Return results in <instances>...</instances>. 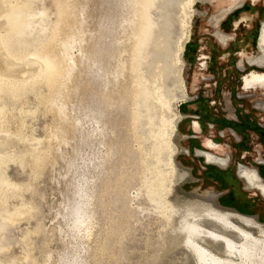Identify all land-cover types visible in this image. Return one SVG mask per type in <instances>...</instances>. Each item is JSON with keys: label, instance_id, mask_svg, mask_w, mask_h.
I'll return each mask as SVG.
<instances>
[{"label": "rangeland", "instance_id": "374dc122", "mask_svg": "<svg viewBox=\"0 0 264 264\" xmlns=\"http://www.w3.org/2000/svg\"><path fill=\"white\" fill-rule=\"evenodd\" d=\"M45 1L47 0L40 4L36 2L38 4H34V7L45 8L49 13L46 21L52 22L55 18L54 6L51 5L52 0H48L47 4ZM75 1L83 7L81 17L80 14L75 16V21L78 20L83 28L80 40L72 43L71 52L77 68L74 66L72 75L67 80L68 89L61 98L58 97L57 105L52 108L45 103L52 94L44 85L38 89L41 95L28 92L17 100L7 101L6 108L8 104L10 108H7V122L4 128L21 141H30L29 147L34 146L37 150L34 157L26 153L23 160L10 155L1 165L7 179L18 185L22 192L19 189L11 191V197L7 199L9 202L5 205L0 203V208L2 206L9 210H23L24 207L27 212L13 224H9L10 226L7 225L9 228L3 232L7 238H0V244L8 247L3 253L5 258L2 255L5 264H68L72 258H76L78 264H198L193 257L191 259V254L184 249L182 243L175 244L177 240H173L172 244L180 218L179 215H169V212L163 210V204L158 205L163 199L170 205L180 207L192 201L209 198L211 200L214 197L219 207L254 217L264 224V198L260 197L259 193L254 194L255 190H249L236 175L239 164L258 170V167H262L259 171L264 175V164H254L257 161L264 163V145L259 141L257 128L264 127V110L257 109L259 103H264V88L250 90L251 98L242 101L238 99L235 101L236 105L232 106H235L238 121L244 117L245 112L252 120V127L237 130L242 139L241 143H234V140L226 138L220 146L210 138L217 134V131L206 127L202 138L192 144L190 142L195 140L191 137L197 135L190 133L187 123H179L176 138L173 140L179 146L180 152L175 154L173 159L177 170L187 173V177L177 183L168 181L165 187L157 188L158 191L155 192L160 198L151 202L146 197L148 191L145 190V185H141L144 158L148 157L152 165H156L154 173L149 177L151 182L156 174H160L158 162L166 163L169 157L170 149L165 148L163 144L168 130L165 124L154 123L149 127L150 130L159 128L163 139H155L150 132H146V140L142 143L136 136L139 131L131 115L135 109V100H132V97L138 89L134 83L136 76L129 69L132 65L130 50L134 45L132 30L135 26L128 23L132 18L128 0H74V3ZM161 1V9L157 8V5L161 4L159 3L151 10L153 19L157 20L161 13L163 14L160 22L154 25V30L167 25L170 16H166V12L174 1L179 0ZM262 2L264 4V0ZM224 3V0H216V4L210 8L199 2L194 5L195 13L189 41L198 42V48L195 53H191L189 61L184 59L188 43L183 52L182 48L187 33L185 19L192 11L191 3L184 4V8L180 9L181 14L177 16V29L173 30L175 35L170 38L168 59L164 60L160 51H156L152 45L146 49L148 58L146 62H140V71L147 91L151 92L154 101L174 95V75L178 58L183 59L182 77L187 93L200 89L201 78H210L214 74L222 76L228 69L229 74H234L228 61H219L216 57L212 68L205 71L199 67L196 60L199 54L212 53L210 50L199 49L209 23L199 19L197 11H209L210 15H215L219 6ZM263 20L261 17L256 23L260 33ZM260 33L253 34V47L244 52L247 56L259 55V46L257 48L255 42ZM58 49L56 47V52ZM96 51L101 54L97 58L98 63L93 64L88 59ZM166 61L167 65L164 67ZM121 65L125 68L123 76L119 77L116 71L122 68ZM255 67L259 70L254 68V71L264 72V69ZM210 84L211 88L202 90L203 96L210 97L214 94V87ZM223 90L221 100L225 97L228 99L227 83ZM236 94L243 95L238 89ZM189 97L192 95L189 94ZM123 100L127 105L120 107L119 103L124 102ZM188 101L187 99L186 102ZM149 103L151 104H143V109L152 118L153 113L164 117L172 110H178L183 116L184 103L180 101L171 102V110L165 105H159L155 109L156 113L150 111ZM59 106L65 108L61 115L56 111ZM213 110L204 116L206 124L212 123L215 115L228 119L234 115L232 110L225 111L226 106L220 114L214 113ZM195 127L197 128L196 123ZM57 136H61L65 142ZM207 139L213 140L212 144L217 150L215 153L231 155L228 167L205 165L202 159L193 157L191 148L201 149V144L211 141ZM159 150L160 155L157 153ZM245 151L249 154L241 160ZM44 156L46 161L42 168L35 169V157ZM84 177L89 179L90 184L84 185ZM79 185L82 189L90 188L93 191V204L90 203L93 210V229L91 228L89 235L84 229L80 233H74L70 227L69 212L72 205L78 201L76 191Z\"/></svg>", "mask_w": 264, "mask_h": 264}, {"label": "bare ground", "instance_id": "6f19581e", "mask_svg": "<svg viewBox=\"0 0 264 264\" xmlns=\"http://www.w3.org/2000/svg\"><path fill=\"white\" fill-rule=\"evenodd\" d=\"M47 1H45V4H47ZM198 1H174L172 6H170V10L166 12V16H170L167 25L154 30V25L160 22L163 14L161 13L159 19L156 20L151 17V10L155 9L154 7L162 1L128 0L129 11H131L130 13L132 15L128 23H132L135 26V28L134 26L132 27L134 28L132 30L134 45L133 48L131 47L132 50H130L132 53L130 54L132 55V65H130L131 67L129 69L136 76L134 83L138 89L134 91L135 93L132 97V100H135V109L131 115V119L139 131L136 136L139 141L144 143L146 140V132H150L151 136L153 135L155 139L161 140L162 136L159 128L156 129L155 127L153 131L149 128L154 123L159 125L165 124L168 130V135L165 141H163V144L165 148L169 147L170 149L169 157L166 163H163V161L158 162L159 165L157 166L162 167V169L160 170L158 167L159 171H157L160 174H156L155 179L151 182H149V177L152 175L151 173H154V166L156 167V165H152L148 157L144 158L141 185H145V190L148 191V195L145 196L151 202H155V199L160 198V195L158 196L156 194L157 192H155L156 190L158 191L157 188L165 187L168 181L177 183L187 177V173L177 170L173 159V156L180 152V148L173 138L177 134L181 114L178 110H172L168 116L164 117L163 115L158 116L153 113L159 105H165L168 110H171V102L175 101V103H178L180 101L183 103L185 101V86L182 77L183 59L182 57L178 58L176 62L178 63V67L177 69L175 68L174 95L170 98H158L156 101L153 100L151 92L147 91L142 72L140 71V62H146L148 58L146 49L151 45L156 51H160L159 53H161L160 55L164 60L168 59L170 38L175 35L173 30L177 29V16L181 14L180 9L184 8V4L191 3L192 11L185 19L187 33L182 48L183 52L189 38L188 34L190 33L191 23L195 13L193 8ZM36 2L40 4L44 0H0V203L3 205L9 202L7 199L11 197H9L11 191L19 189L22 192V189L7 179L1 169V165L10 155L23 160L26 158L24 156L26 153L30 157H34L37 150L34 146L29 147L31 145L29 143L30 141H21L17 136L10 134L4 128L7 122L5 120V115L8 111L7 108H10L9 104V107L7 106L6 108L7 101L17 100L21 95L28 92L35 93L37 96L41 95L38 89L41 85H44L52 94L46 99L45 103L50 108L54 107L53 105L57 103L58 97L63 95L64 91L68 89L66 83H68L67 80L70 79L73 68L76 65L73 53L71 52L72 43L75 40H80L83 28V25L78 20L77 22L75 21V16L80 14L81 17V13L84 12L83 7L79 6V4L77 5L76 1L74 3V0H52L51 5L54 6L53 11L55 14L52 22L46 21L49 13L45 8L34 7ZM157 8L161 9L162 3L157 5ZM258 46L262 53V59L264 60V22L262 23ZM56 47L59 48L58 52L55 50ZM99 54H101L99 51L94 52L88 60L93 64L98 63L97 58ZM262 59L260 58L258 61L259 64H261L260 61ZM166 65L167 61L164 67ZM124 68L122 66L120 70L116 71V75L119 77L121 75L123 76ZM125 100L119 103L120 107L127 105L125 104L127 103ZM147 102H151L149 104L151 105L150 111L154 115L153 118L144 112L143 104ZM64 107L59 106V108H56L59 115L65 111ZM76 121L79 122L78 119ZM57 137L64 141L61 136ZM57 137L55 138L58 140ZM157 153L160 155V150ZM159 155L157 154V156ZM45 157H35V165L37 166L35 169L42 168L43 163L46 161ZM204 157L206 158V162L215 166L226 167L227 165L226 161L220 160V158L213 155L206 154ZM238 174L246 187L255 190L261 195L260 197L264 198V180L257 170H248L240 164L238 166ZM84 178V185H86L89 183V179ZM81 185H79L76 191L78 201L70 208V227L74 233H80L84 229L85 233L89 235L92 228L91 215L93 210L91 207L93 204V191L90 188L88 190L82 189L83 187ZM29 187L28 190L30 189ZM160 190L162 191L163 188ZM16 193L18 192L16 191ZM209 199L192 201V203H187L180 207L170 205L164 199L163 201L159 199L162 202L161 204L158 203V205L163 204L165 207H163L164 209L162 208L163 210L169 212V215H179L180 218L179 227L175 231V235H173L174 238H169L172 239V244H174L173 240L174 242L177 240L175 244L182 243L184 249L191 254V259L193 257L198 264H264V224L258 222L254 217L219 207L214 197L211 200ZM24 209L26 208L23 207V210L21 208L9 210L1 206L0 238L2 236L5 237V233L3 234V232L7 229V225L13 224L15 220L26 215L27 212ZM169 217L171 218V216ZM7 248V246L4 247V245L2 246L0 244V264H5L3 253L7 251ZM68 264H78V261L76 258H72Z\"/></svg>", "mask_w": 264, "mask_h": 264}, {"label": "flooded vegetation", "instance_id": "af4514ba", "mask_svg": "<svg viewBox=\"0 0 264 264\" xmlns=\"http://www.w3.org/2000/svg\"><path fill=\"white\" fill-rule=\"evenodd\" d=\"M224 1L225 3L223 4V6H219L215 15H210L209 11H197L198 18H202L203 21H207L209 23L207 25L208 30H206L205 34H203L204 38L201 40L202 45L201 48L199 47V49L203 51L210 50L212 53H209V55L199 54L196 57V60L199 63V67H201L202 70L205 71H209L212 68V64L216 57L219 61H228V63L231 64V69L233 70L234 74H229L227 72L229 70L228 69L225 70V74L222 76H216L213 73L214 76L210 78H201L202 82L200 84V89L190 93H187L184 81L185 101L183 102V116L181 115L180 122L182 121L184 123H187L188 128L191 131L190 133L193 135H197L191 137L192 140H195L190 142L192 144L196 143V140L202 138L201 136L204 134V130L206 127H208L210 130H216V136L214 134L210 137L211 139H214V141L211 139H207L211 141H208L204 145L201 144V149L191 148L190 152L192 153L193 157L202 159L205 165H213L206 162V158L204 157V155L208 154L218 157L220 158V160L226 161V167H228L231 155H221L220 153H215L217 150L212 143L214 142L220 145L222 140L226 138L234 140V143H241L242 139L237 134V130L242 129V127H252V120L247 116L249 114L245 112L244 117L240 118L238 121L235 115V106H232L236 105L235 101L238 99L242 101L246 100L247 98H251L250 90L257 87L264 88V72L254 71V68L259 70L255 66L264 69V60L262 59L261 51L257 57H250L244 53L246 52V49L253 47V34H255V32L256 34L260 33V29H258L256 23L259 18H264V4L262 0ZM198 2L207 5V7L209 8L212 7V5L214 6L216 4V0H199ZM190 34L191 28L190 33L188 34L189 38L186 42V44L188 43L189 46H187L184 55V59L186 58L187 61L190 60L191 53H195L196 48H198V42H194L192 40H190L192 42L189 41ZM258 39H260L259 36L256 38L255 42V46L257 48L259 45ZM200 50H198L197 52L200 53ZM247 57L250 58L246 60ZM260 58L262 59V61H260L261 64L258 63ZM192 59L194 60V58ZM210 83H212V86L214 87V94H211L210 97L208 95L203 96L202 90L211 88ZM226 83L229 90L227 92L228 99L227 97H225L224 100H221V92H223L224 94L223 87ZM237 89L238 91L243 93V95L239 94L238 96L236 94ZM207 93L209 92L207 91ZM189 94H191L192 97H189ZM187 99L189 100L188 102H186ZM224 106H226L227 109L225 111H233V118H220L219 116L215 115V119L212 123L206 124L204 122V116L207 113H210L209 111H212V109H214V113L220 114ZM257 109L264 110V103H259L257 105ZM195 123L197 125V128L195 127ZM257 128H259V141L264 145V127L257 126ZM241 136L244 139V136ZM185 153L189 154V152ZM248 154L249 152L245 151L241 156V160L247 158ZM254 164L261 166L264 163H260L257 161L254 162ZM243 166L248 170H257L259 173H261L259 170H261L262 167H258V170L254 167H247L245 165ZM236 174H238V168L236 170ZM238 178L241 179L239 177V174Z\"/></svg>", "mask_w": 264, "mask_h": 264}, {"label": "water", "instance_id": "95a60500", "mask_svg": "<svg viewBox=\"0 0 264 264\" xmlns=\"http://www.w3.org/2000/svg\"><path fill=\"white\" fill-rule=\"evenodd\" d=\"M237 175V177H238V174H236ZM254 194H257V195H259L257 192H254Z\"/></svg>", "mask_w": 264, "mask_h": 264}, {"label": "trees", "instance_id": "16d2710c", "mask_svg": "<svg viewBox=\"0 0 264 264\" xmlns=\"http://www.w3.org/2000/svg\"><path fill=\"white\" fill-rule=\"evenodd\" d=\"M260 175L262 176V178L264 177V175H262V173H260Z\"/></svg>", "mask_w": 264, "mask_h": 264}, {"label": "crops", "instance_id": "0c3cea01", "mask_svg": "<svg viewBox=\"0 0 264 264\" xmlns=\"http://www.w3.org/2000/svg\"><path fill=\"white\" fill-rule=\"evenodd\" d=\"M250 190V189H249Z\"/></svg>", "mask_w": 264, "mask_h": 264}]
</instances>
